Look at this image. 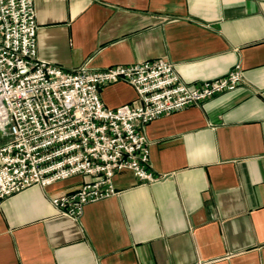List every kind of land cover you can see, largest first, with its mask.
<instances>
[{
	"label": "crops",
	"instance_id": "obj_1",
	"mask_svg": "<svg viewBox=\"0 0 264 264\" xmlns=\"http://www.w3.org/2000/svg\"><path fill=\"white\" fill-rule=\"evenodd\" d=\"M38 57L72 71L164 59L187 84L241 66L245 83L147 125L149 168L59 215L80 176L0 201V264H264V1L34 0ZM106 108L135 90H101ZM8 138L0 133V147Z\"/></svg>",
	"mask_w": 264,
	"mask_h": 264
},
{
	"label": "built area",
	"instance_id": "obj_2",
	"mask_svg": "<svg viewBox=\"0 0 264 264\" xmlns=\"http://www.w3.org/2000/svg\"><path fill=\"white\" fill-rule=\"evenodd\" d=\"M35 9L34 0H0V133L8 138L0 201L80 176L75 191L51 200L59 215L79 220L85 205L117 193L118 173L147 184L164 178L149 168V123L245 83L240 64L194 85L164 59L65 71L38 57ZM119 82L135 90L136 103L106 108L101 90Z\"/></svg>",
	"mask_w": 264,
	"mask_h": 264
}]
</instances>
